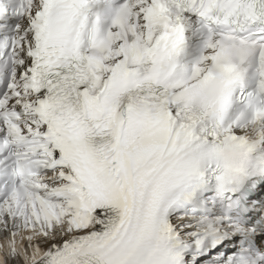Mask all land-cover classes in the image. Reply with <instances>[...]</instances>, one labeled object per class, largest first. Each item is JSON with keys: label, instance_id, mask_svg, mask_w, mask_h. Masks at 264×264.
<instances>
[{"label": "snow or ice", "instance_id": "obj_1", "mask_svg": "<svg viewBox=\"0 0 264 264\" xmlns=\"http://www.w3.org/2000/svg\"><path fill=\"white\" fill-rule=\"evenodd\" d=\"M264 0H0V264H264Z\"/></svg>", "mask_w": 264, "mask_h": 264}, {"label": "clouds", "instance_id": "obj_2", "mask_svg": "<svg viewBox=\"0 0 264 264\" xmlns=\"http://www.w3.org/2000/svg\"><path fill=\"white\" fill-rule=\"evenodd\" d=\"M221 162L232 163L243 167L252 166L264 172V159L253 153L246 145L235 142L223 144L216 149Z\"/></svg>", "mask_w": 264, "mask_h": 264}]
</instances>
